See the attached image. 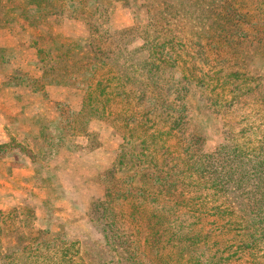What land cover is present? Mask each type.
Returning <instances> with one entry per match:
<instances>
[{
  "label": "rangeland",
  "instance_id": "1",
  "mask_svg": "<svg viewBox=\"0 0 264 264\" xmlns=\"http://www.w3.org/2000/svg\"><path fill=\"white\" fill-rule=\"evenodd\" d=\"M221 8L219 0H0V45L5 44L1 52L8 61L0 57V69H11L9 75L0 74V241L5 256L0 264L104 263L114 253L104 242L106 205L124 215L122 228L133 236L138 228L145 236L154 213L171 214L174 231L196 224L199 205L186 208L168 200L192 198L197 204L202 195L211 200L216 190L186 186L170 197L152 188L150 174L171 176L162 170L176 163L186 169L187 160L194 165L188 170L192 180L197 178L196 138L206 142L204 153H216L220 143L250 146L253 131L255 146L264 140V87L251 93L238 89L235 50L216 47ZM13 62L21 69H14ZM42 74L67 84L65 97L59 91L48 94L77 113L71 116L76 135L69 134L77 140V151L104 148L106 171L94 177L93 161H86L84 183L72 182V172L54 169L44 136L25 140L10 127L18 124L16 107L8 100L14 88L34 84ZM51 114L41 115L42 126ZM28 159L39 162L35 185L42 188L19 187L12 180ZM140 193L164 200L134 201ZM214 220L204 216L198 227L209 230L217 225ZM60 235L66 245L36 247ZM215 235L211 243L221 240ZM144 236L133 237L134 243L146 246ZM73 241L76 248L68 249ZM179 245L175 239L165 242L168 252ZM251 261L244 254L224 264Z\"/></svg>",
  "mask_w": 264,
  "mask_h": 264
},
{
  "label": "trees",
  "instance_id": "2",
  "mask_svg": "<svg viewBox=\"0 0 264 264\" xmlns=\"http://www.w3.org/2000/svg\"><path fill=\"white\" fill-rule=\"evenodd\" d=\"M219 2L224 10L221 8L218 13L221 30L216 47L217 49L235 50L234 63L240 67L233 72V75L237 77L236 85L238 89L244 87L245 93H251L258 87H264V0H219ZM4 47L5 44L0 45V57L3 63L7 61L5 54L1 52ZM240 51L244 53L239 57L237 53ZM13 63L14 69H21V63ZM5 70L2 72L0 69V74L9 75L7 71L11 69ZM42 80L46 84H43ZM52 84L67 85L65 82H53L48 75L42 74L34 84L22 83L15 87V91L8 99L12 102L10 106L16 107L18 114L15 120L18 124L16 126L10 124L11 129H14V133L19 137L23 136L25 140L32 135L44 136L48 148L51 147L53 150L50 151L51 154L48 153L50 161L62 148L77 150V140L72 138L75 134V126H72V122L75 120L71 118L77 113L70 110L65 103H58L53 114L43 110L33 115L35 109L29 102L30 96L40 94L46 96L48 86ZM241 84L243 86H239ZM87 85L91 87L90 83ZM2 100V103L6 105L7 99ZM83 107L81 104V109ZM169 107L174 109L170 105ZM42 114L53 116V118L52 116L46 118L48 123L45 126L41 123ZM70 131L73 135H69ZM170 134L172 135V132ZM253 135L255 136L254 131L252 137ZM252 137L248 140L250 146L245 147L240 144L233 146L220 143L216 153L202 152L206 142L202 138H196L193 144L200 147L197 149V154L200 153V161L197 162L198 177L193 180L191 177L194 175L188 170L194 168V165L187 160L184 162V165L188 167L186 169L176 163L161 172H170L171 176L176 174L179 177L159 176L156 172L150 174L152 188L159 190L161 194L166 192L170 197H177L186 186L206 185L216 190L217 195H214L215 197L211 200H207V195H202L197 204H194L192 198L175 200L170 198L171 200H168L186 208L199 205L196 210L197 214L194 216L197 222L192 228L190 226L189 229L182 228L184 231L182 229L174 231L171 226V214L154 213L153 220L148 219L151 224H148L145 236L143 230L138 228L137 236L141 238L144 236L147 244L143 246L139 240L134 243L133 237H137L136 235L133 236L123 230L121 221L124 215H120L115 210V206H104L102 202L99 206H104L102 210L103 220L106 221V228L103 229L104 242L107 250L114 253L112 257H106L104 263L98 264H224L230 262L231 259L239 260L244 254L251 257V264H264V140L258 142L259 145L261 144L258 147L255 146L256 141ZM222 147H225L226 151H222ZM48 148H44L42 153L49 152ZM22 155L23 153H20V156ZM41 158L45 157L41 156ZM38 163L35 162L37 165ZM156 167L157 170L160 169L158 165ZM185 179H189V182ZM140 194L142 197L133 198V200L144 203L149 199L155 204L164 200L159 199V194L149 193L147 196ZM125 198L130 200L129 197ZM130 215L136 218L134 214ZM204 216L215 217L213 224L217 225L209 230H205V226L202 225L198 227ZM213 232H216L215 236L221 237V240L211 243ZM232 232L234 234L228 236L226 240L223 238L224 235H230ZM174 239L180 243L178 250L176 252L166 251V240L170 242ZM60 243L63 245L67 243L61 239V235L52 237L50 241L37 243L36 247L50 248ZM147 246H150L149 250ZM70 248H76L74 241L68 249ZM3 253L1 243L0 262L5 260Z\"/></svg>",
  "mask_w": 264,
  "mask_h": 264
},
{
  "label": "crops",
  "instance_id": "3",
  "mask_svg": "<svg viewBox=\"0 0 264 264\" xmlns=\"http://www.w3.org/2000/svg\"><path fill=\"white\" fill-rule=\"evenodd\" d=\"M48 93L53 91H59L57 94L60 96H64L68 93V87L63 85H50L48 86ZM31 106L35 109L33 115H37L38 112L45 110L46 112L50 111L55 113L57 104L61 101L60 98L58 100H54L52 95L47 94L45 95H32L30 96ZM65 97V96H64ZM48 106H50V110H46ZM50 104V105H49ZM4 121V120H3ZM1 124V122H0ZM5 122L2 125L4 128ZM31 137H36L35 135ZM104 153V148L102 146H98L95 148L85 147L82 151H77L74 149L62 148L60 149L52 158H51V165L54 166V169L60 173H74V177L71 180L72 182L81 183L88 181L87 179L82 178L85 171H83L84 167L86 166V161H93V164L89 165L93 171L92 175L94 177L100 175L102 172H105L107 169V159L105 153L100 156L98 159L95 157L100 153ZM37 164L31 163L28 159L25 161L24 165L16 168L14 174H12V180L15 184L19 187H33L39 189L38 185H35L38 182L37 178ZM91 172V171H89ZM60 180V179H59ZM61 181V180H60ZM12 194L8 195L5 199L11 198ZM91 198H97L96 195H92Z\"/></svg>",
  "mask_w": 264,
  "mask_h": 264
}]
</instances>
